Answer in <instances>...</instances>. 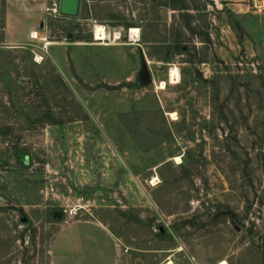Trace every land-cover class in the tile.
Returning <instances> with one entry per match:
<instances>
[{"label":"rangeland","instance_id":"374dc122","mask_svg":"<svg viewBox=\"0 0 264 264\" xmlns=\"http://www.w3.org/2000/svg\"><path fill=\"white\" fill-rule=\"evenodd\" d=\"M171 2L0 0V264H264V0Z\"/></svg>","mask_w":264,"mask_h":264},{"label":"trees","instance_id":"16d2710c","mask_svg":"<svg viewBox=\"0 0 264 264\" xmlns=\"http://www.w3.org/2000/svg\"><path fill=\"white\" fill-rule=\"evenodd\" d=\"M212 0H172L170 6H166L169 10L177 12L178 22L181 23V29L184 32L190 33L193 39H198L201 43H209L210 37L206 33L208 25L201 26L199 23L200 13L205 12L208 6H212ZM195 12V13H191ZM197 29H203V38H197ZM178 36H182V32H176ZM162 42V41H154ZM6 109L5 105H0V110ZM9 128L5 127L0 123V144L9 143L8 141V131ZM7 141V142H6ZM15 156L20 157L23 153H26V149L23 146L16 145L13 150Z\"/></svg>","mask_w":264,"mask_h":264},{"label":"water","instance_id":"95a60500","mask_svg":"<svg viewBox=\"0 0 264 264\" xmlns=\"http://www.w3.org/2000/svg\"><path fill=\"white\" fill-rule=\"evenodd\" d=\"M80 0H59L58 14L66 17H77L79 13ZM147 72L145 75V80L147 81ZM63 217L62 210H54L52 213V218L55 221H60Z\"/></svg>","mask_w":264,"mask_h":264},{"label":"bare ground","instance_id":"6f19581e","mask_svg":"<svg viewBox=\"0 0 264 264\" xmlns=\"http://www.w3.org/2000/svg\"><path fill=\"white\" fill-rule=\"evenodd\" d=\"M135 33H137V29H131V31H130V37L131 38H134V34ZM31 37L32 38H36V33H32V36ZM95 39L97 41H105V39H106V32H105V29L103 27H101V26L95 27ZM47 45H48V43H47ZM178 80H179L178 70H177V68H172L170 70V81H171L172 84H175V83L179 82ZM160 85H161L160 86V89H163L165 83L162 82ZM168 264H171V262H169ZM216 264H227V262L221 261V262L216 263Z\"/></svg>","mask_w":264,"mask_h":264},{"label":"built area","instance_id":"2783aa9c","mask_svg":"<svg viewBox=\"0 0 264 264\" xmlns=\"http://www.w3.org/2000/svg\"><path fill=\"white\" fill-rule=\"evenodd\" d=\"M62 212H63V215L65 214L69 218H74L77 216V207L74 206V207L69 208L67 211H62Z\"/></svg>","mask_w":264,"mask_h":264}]
</instances>
